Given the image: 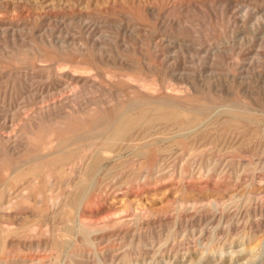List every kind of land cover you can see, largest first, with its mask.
Returning <instances> with one entry per match:
<instances>
[{"label": "rangeland", "instance_id": "obj_1", "mask_svg": "<svg viewBox=\"0 0 264 264\" xmlns=\"http://www.w3.org/2000/svg\"><path fill=\"white\" fill-rule=\"evenodd\" d=\"M91 263L264 264V0H0V264Z\"/></svg>", "mask_w": 264, "mask_h": 264}, {"label": "bare ground", "instance_id": "obj_2", "mask_svg": "<svg viewBox=\"0 0 264 264\" xmlns=\"http://www.w3.org/2000/svg\"><path fill=\"white\" fill-rule=\"evenodd\" d=\"M67 76H68V75H67ZM69 86H70V85H69ZM70 87H71V86H70ZM35 91H36V90H35ZM130 108H131V107H130ZM126 110H127V109H126ZM156 110H157V109H156ZM237 110H238V109H237ZM187 111H188V110H187ZM232 111L234 112V110H232ZM123 112H124V111H123ZM127 112H128V111H127ZM129 112H130V111H129ZM129 112H128V113H129ZM237 112H238V111H237ZM237 112H235L236 115H237ZM240 112H241V110H240ZM242 112H244V111H242ZM58 113H59V112H58ZM173 113H174V112H173ZM129 114H130V113H129ZM168 114H169V113H168ZM174 114H176V113H174ZM174 114H173V116H174ZM240 114H241V113H240ZM240 114H238V115H240ZM159 115H160V113H159ZM162 115H163V114H162ZM165 115H166V114H165ZM234 115H235V114H234ZM234 115H232V116L234 117ZM236 115H235V116H236ZM243 115H244V114H242V116H243ZM120 116H121V117H120ZM120 116H118L120 119L117 118V120H120V121H121V125L118 126L117 123H116V125H117L118 127L115 129L116 126L114 125V126H115V127H114V130H115L114 132H115L116 136H117L118 134H122V133H123V135L120 136V137H123L124 135L126 136V134H128V132H127V133H124V132H126V130H127V129L124 128V126H126L125 124H127V123L130 121V118H129L128 116H126V114H125V115H124V114H123V115L121 114ZM130 116H131V115H130ZM132 116H133V115H132ZM132 116H131V119H132ZM140 116H142V114H141ZM140 116H139V120H140ZM163 116H164V115H163ZM142 117H143V116H142ZM148 118H149V117H148ZM157 118H159V117H157ZM178 118H179V117H178ZM235 118H236V117H235ZM133 119H134V117H133ZM145 119H146V118H145ZM159 119H160V118H159ZM175 119H176V117H175ZM175 119H174V121H175ZM167 120H168V119H167ZM170 120H171V119H170ZM176 120H177V119H176ZM150 121H151V120H150ZM136 122H137V121H136ZM142 123H143V122L141 121V124H142ZM144 123H145V122H144ZM147 123H149V121H148ZM147 123H146V124H147ZM57 124H58V123H57ZM136 126H137V123H136ZM136 126H135V127H136ZM140 126H141V125H140ZM127 131H129V130H127ZM129 132H130V131H129ZM115 134H114V135H115ZM4 136H6V135H4ZM125 136H124V137H125ZM118 137H119V136H118ZM60 138H61V137H60ZM35 141H36V140H35ZM176 142H177V141H176ZM35 143H36V142H35ZM82 153H83V152H82ZM63 163H64V162H63ZM217 167H218V166H217ZM211 171H212V170H211ZM50 174H51V173H50ZM52 174H53V173H52ZM48 176H51V175L48 174ZM48 176H47V177H48ZM47 179H48V178H47ZM35 180H36V179H35ZM35 180H34V181H35ZM36 182H37V181H36ZM33 184H34V183H33ZM33 184H32V185H33ZM10 189H11V188H10ZM10 192L12 193V190H11ZM10 192H9V193H10ZM21 193H22V192H21ZM24 193H25V192H24ZM24 193H23V194H24ZM36 193L38 194L37 190H36ZM23 194H20V195H23ZM41 194H42V193H41ZM41 194H40V195H41ZM4 195H5V194H4ZM10 195H11V194H10ZM10 195H9V196H10ZM12 195H14V194H12ZM18 195H19V194H18ZM18 195H17V196H18ZM24 195H25V194H24ZM43 195H44V194H43ZM7 196H8V195H7ZM36 196H37V195H36ZM41 196H42V195H41ZM18 197H19V196H18ZM23 197H24V196H23ZM43 197L46 198V196H43ZM43 197H42V198H43ZM4 198H5V197H4ZM9 198H10V197H9ZM50 198H52V197H50ZM17 199H18V198H17ZM21 199H23V198H21ZM21 199H20V200H21ZM27 199H28V198H27ZM47 199H48V197H47ZM83 199H84V198H83ZM15 200H16V198H15ZM18 200H19V199H18ZM20 200H19V201H20ZM37 200H38V199H37ZM40 200H41V199H40ZM43 200H44V199H43ZM5 201H6V200H5ZM51 201H53V199H51ZM80 201H82V199H81ZM84 201H85V200H84ZM2 202H3V201H2ZM11 202H12V201H11ZM13 202H14V201H13ZM16 202H17V201H16ZM38 202H39V201H38ZM56 202H57V201H56ZM41 203H42V200H41ZM43 203H44V202H43ZM43 203H42V204H43ZM2 204H3V203H2ZM2 204H1V205H2ZM9 204H10V203H9ZM51 204H52V203H51ZM43 205H44V204H43ZM43 205H40V206H43ZM52 205H53V204H52ZM3 206H5V205L3 204ZM3 206H2V207H3ZM6 206H7V204H6ZM8 206H9V205H8ZM40 206H39V207H40ZM79 207H80V208H79V213H81L80 211H81L82 204H80ZM42 208H43V207H42ZM54 209H55V208H54ZM43 211H46V210L43 209ZM81 229H83V228H81ZM32 230H33V229H32ZM35 230H36V229H35ZM7 231H8V230H7ZM36 231H37V230H36ZM36 231H35V232H36ZM41 231H42V230H41ZM80 231H81V230H80ZM80 231H79V232H80ZM86 231H88V230L86 229ZM32 232H33V231H32ZM81 232L84 233L85 235H86V233H87V232H83V230H82ZM89 232H90V230H89ZM5 233H7V232H5ZM33 233H34V232H33ZM43 233H44V232H43ZM72 233H75V232H72V231H69V230H64V231H62V230H57V234H58V235H60V234L67 235V236H69V238L71 237V234H72ZM77 233H78V232H77ZM29 234H30V233H29ZM29 234H28V235H29ZM35 234H36V233H34L33 235H35ZM39 234H40V232H39ZM45 234H47L46 231H45ZM49 234H50V233H49ZM87 234H88V233H87ZM28 235H27V236H28ZM33 235L31 234V236H33ZM58 235H56V236H58ZM78 235L81 236V233H78ZM88 235H90V234H88ZM88 235H86V236H88ZM44 236H45V235H44ZM72 236H73V234H72ZM25 237H26V236H25ZM35 237H37V236H35ZM50 237H51V236H49V238H50ZM89 237H90V236H89ZM28 238H29V237H28ZM49 238H48V239H49ZM51 238H52V237H51ZM84 238H85V236H84ZM90 238H91V237H90ZM90 238L88 239V241L90 240ZM93 239H94V238H93ZM64 240H65V238H64ZM64 240H63V241H64ZM66 240H67V239H66ZM68 240H69V239H68ZM72 240H73V239H72ZM85 240L87 241V239H85ZM91 240H92V239H91ZM48 241L51 242V240H48ZM73 241H75V240H73ZM40 242H41V241H40ZM40 242H39V243H40ZM54 242H55V240H54ZM64 242H65V241H64ZM64 242H61V243L59 242V243L57 244V246H58V248H59V251H60V253H61L62 255H65L64 253H67L68 248L71 247V249H72V247H74V246H72V244H75L74 242H69V243H66L67 241H66L65 243H64ZM41 243H42V242H41ZM40 245H41V244H40ZM44 245H45V244H44ZM48 245L50 246V243H49V242H48ZM53 245H54V247H55V249H56V243H53ZM38 247H39V246H38ZM47 247H48V246H47ZM40 248H41V247H40ZM44 248L47 250L46 246H45ZM52 250H54V249H52ZM6 251H7V250H6ZM54 251H55V250H54ZM7 252H8V251H7ZM52 253H53V252L50 253V251H49V254H50L49 258L51 257ZM69 253H71V252L69 251ZM8 256H9V255H8ZM47 257H48V256H47ZM30 258H31V257H30ZM45 258H46V257H45ZM67 258H68V257H67ZM7 260H8V258H7ZM77 261H78V260H77ZM73 263H74V262H73ZM91 264H92V263H91Z\"/></svg>", "mask_w": 264, "mask_h": 264}]
</instances>
